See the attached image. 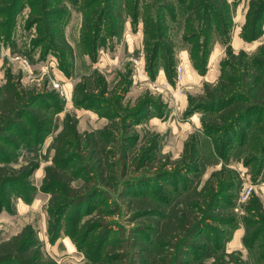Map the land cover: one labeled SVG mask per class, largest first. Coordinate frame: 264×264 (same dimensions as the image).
Listing matches in <instances>:
<instances>
[{
	"label": "rangeland",
	"instance_id": "rangeland-1",
	"mask_svg": "<svg viewBox=\"0 0 264 264\" xmlns=\"http://www.w3.org/2000/svg\"><path fill=\"white\" fill-rule=\"evenodd\" d=\"M29 1H25V6L30 5ZM35 1H37V5H41L43 0ZM169 1L174 4L178 3V0ZM224 1L228 18L224 19L223 10L219 6L220 15L223 18L219 26L222 28L225 20V28H218V31L211 30L210 40L205 44V47L203 45L198 46V51L196 46L200 43L203 44L205 31L203 30L202 21L198 19L188 21L189 15L186 8L184 12L181 11L175 20L170 19L168 21L166 26L168 33L164 39L161 37L162 30L156 27L154 37L146 36L144 21L140 20L138 25L132 23V17L128 13L127 7L125 10L122 9L120 17L117 15L119 26L116 27V33H113L109 28L112 22L108 12L109 9L105 3L85 9L83 7L85 0H80L79 6L73 4L71 0H64L68 7L67 14L63 18L58 20L55 18V20H57L56 23L64 25L65 31L74 13L80 15L82 25H84L83 17H86L88 11H95L96 9L98 14H104V27L106 30H103L101 39L96 43L97 58L86 61L91 64L96 63L97 70L101 71L108 81L109 93L105 97L112 106L109 113L98 107L78 106L75 103L74 91L71 94L70 91L66 90L63 82L56 75L58 71L53 70V68L50 71L49 68L51 56L57 59V68L69 78L75 76L76 70L80 73L84 67L89 65L83 58V54L86 53L87 39L85 42L82 41V26L79 49L76 53L74 50L73 59L68 58L65 60L63 57H57L52 50H49L51 39L49 31H46L47 17L43 14V11L41 24H33L29 27V17L24 23V35L31 36L32 34L29 46L25 48V51L17 49L23 47L26 43L18 39L19 36L15 37L14 35V31L19 24L18 19L24 10L17 14L10 38L5 35L4 30L0 27V84L5 81V73L13 69V73L20 74L23 77L24 82L21 80L24 85H30L40 93L43 91H56L59 95V99L55 101L47 100L36 103V109L43 111L48 117L47 126L42 130L41 135L36 136L37 125L27 123L26 132L29 133L25 137L29 140L28 143H21L19 147L13 149L11 146H6L7 144L0 142V146L5 147L8 152L5 154V164L22 167L32 161L39 163L38 169L34 170L28 182L30 186L35 188V192L33 189L23 186L21 188L10 187L8 192H4L0 185V232L3 236L9 238L17 235L25 225H32L37 232L44 255L52 257L58 264H140L137 248L141 246L144 250L147 249L146 253L150 250L148 254L151 259L156 256V247H158L157 232L151 230V224L159 216L140 215L141 213L137 212V208H139L142 201L149 203L150 206L158 205L159 202L151 196L153 194L157 196L156 189L161 191L163 188L169 191H179L181 189V186L179 188L175 186L176 181H162L163 177L160 176V173L164 170L175 171L177 169L173 162L181 157L185 142L192 133L199 134L201 146L208 163L216 162L215 160L219 156L214 152L216 148L215 138L208 136L203 131L202 120L208 117V113L204 110L190 113L188 109L189 96L201 95L206 82L217 81L221 73V62L230 60L228 52L239 53L245 51L248 55H252L264 43V23L262 24L261 36L255 40H247L251 31L244 29V26L251 0ZM148 3L152 7L151 13H154V18H156L158 16L156 0H141V17H145V6ZM115 5L123 8V0H117ZM38 7L40 6H30L28 15L34 13ZM115 14H117L116 11ZM3 19L4 16H0V24ZM139 29H141V36L136 37ZM193 35L196 36L193 37ZM127 38L131 44H128ZM35 43H38V45ZM161 47L163 48L161 49ZM91 48L93 49V46ZM152 49L155 51H151ZM203 49L205 51H201ZM34 51H37L38 54L37 56L34 55L36 63L38 61L44 62L46 63L44 66H47V69L40 68L37 70H42V74L39 75L32 67ZM152 54H154V58L151 66H149L147 60ZM76 57L78 68H76ZM24 58L29 60L30 65H26ZM202 58H207L204 71L199 68L203 65ZM60 61H63V63ZM180 63H183L185 67V78L181 87L177 89L175 87L176 70ZM140 65L147 73L148 77L146 79L140 80L136 77V68ZM71 67L73 73L68 75L66 71L70 70ZM208 72L209 80L204 81L201 76H206ZM216 75L218 77L214 79ZM80 79L81 75L79 76V74L74 77L75 85ZM54 81L59 82L64 87L67 93L66 96L62 95L61 90L54 88ZM165 81H168L172 88L168 89ZM91 95L100 98L98 90H93ZM148 107L149 110L145 111ZM68 113H73L80 119L79 129L82 132L102 129L116 123L109 128L115 137L113 138L112 147L114 149L113 160L117 164V183L115 188H109L97 182L95 180L97 178L96 171L88 161L87 156L81 152L76 167H79L83 173L72 184L73 189L76 191H74V195L79 197V193L85 188H82V185L85 183L86 178L89 179L90 177L93 179L90 187H93L92 192L96 194L89 196L83 202L77 203L78 208L73 206L64 217L59 234L51 239L49 230L50 215L48 212L51 193L42 188V183L45 167L52 163L54 155L51 146L53 138L61 130L63 120ZM113 115L119 117L115 120L109 118ZM124 116L125 119L122 118ZM243 146L239 141V137H235L233 147L229 150L227 158H225V161L229 163V169L234 171L232 175L238 187L237 190H231L230 193L234 196L227 204L230 211H233L236 219L242 224L244 218L249 216L248 207L251 199L258 196L264 200L262 190L264 159L261 161L263 157H260L259 161L249 160L250 162H248L246 159L247 152H245ZM166 161H171L168 167L164 166ZM259 163H262L260 168L258 167ZM221 166L222 161L218 164H210L206 169L204 168L203 182L213 171L219 170ZM191 176L193 177V174ZM157 177L159 180H157ZM251 183L254 185V192L247 202L241 203L244 213L236 212L234 208L238 204L240 192L243 191L246 185ZM33 193H35V199L32 202L26 201ZM128 193H133L134 198L132 199L134 201L132 205L128 202L131 199L124 197ZM173 206L168 205L165 208L169 211ZM181 207L186 208L187 205L181 203L179 208ZM186 211L190 217L194 216L192 208L188 207ZM77 212L81 214L79 218H76L75 214ZM76 219L77 223L70 222L71 220L76 222ZM163 219L162 224L166 222L167 218ZM87 220L91 222L88 227L85 226ZM94 229L97 230L94 231ZM211 229H214V226ZM239 234V231L236 232L233 243L239 240ZM201 237L203 245H207L212 241V237L207 233L202 234ZM167 249L165 264H175L174 259H170V256H176V251L173 248ZM230 249L231 247L228 246L227 251L231 252ZM245 250L244 248L243 253L246 257L248 252Z\"/></svg>",
	"mask_w": 264,
	"mask_h": 264
},
{
	"label": "trees",
	"instance_id": "trees-1",
	"mask_svg": "<svg viewBox=\"0 0 264 264\" xmlns=\"http://www.w3.org/2000/svg\"><path fill=\"white\" fill-rule=\"evenodd\" d=\"M25 1L0 0V16H4L0 27L8 38L12 35L17 14L25 7ZM29 2L31 7L40 6L37 12L35 11L36 13H31L29 16V27L42 23L43 11L47 17L46 31H49L51 39L49 50H52L57 57H63L64 60L73 59L74 48L66 38L65 27L56 23L58 19L67 14L68 7L64 0H43L41 5H37L35 0ZM71 2L79 6L80 0H71ZM116 2L117 0H85L83 7L87 9L105 3L112 22L109 28L113 33H116V27L119 26L117 15L120 17L122 9L125 10L127 7L132 23L138 25L140 20L144 21L146 36L154 37L156 27L162 30L161 37L164 39L168 33L166 29L168 21L175 20L186 8L189 15L188 21L195 19L202 21L205 31L203 44L196 46L198 51V46L205 47L210 40L211 30L218 31V28H225V20L228 18L224 0H178L177 4L169 0H156L158 4L156 5L158 14L156 18H154V13H151L152 7L149 3L145 6V17L142 18L141 0H123V8L117 7ZM219 6L223 10L225 19L222 28L219 26L223 19ZM104 18V14H98L96 9L88 11L86 17H83L81 37L84 42L87 39V44L85 43L87 47L84 45L85 51L93 59L97 58L96 43L101 39L103 30H106ZM263 23L264 0H251L244 26V29L251 31L247 40H255L261 36ZM35 44L38 45V43ZM158 49L161 51L160 48ZM228 55L230 60L221 62V73L217 81L206 82L201 95L189 96L190 113L200 110L208 113V117L202 120L203 131L215 138L214 152L219 156L215 155L217 156L216 162L208 163L199 134L192 133L185 142L181 157L173 162L177 169L175 171L164 170L160 173L163 177L162 181H176L175 186L177 188L181 186V189L179 191H169L166 188L162 191L156 189L157 196L154 194L151 196L159 202L158 205L150 206L149 203L142 201L137 208L140 215L159 216L154 221L155 223L151 224V230L157 232L156 256L151 259L148 254L150 250L146 253L147 249L144 250L142 246L138 247L137 255L140 264H165L167 248H173L176 251V256H170L175 264H264V200L258 196L251 199L248 207L249 216L243 220L245 227L243 244L248 252L247 257L241 250L227 251V243L233 238L240 222L227 204L234 196L230 193L231 190H237L238 187L232 175L234 171L229 169V163L225 161L229 150L233 147L235 137H239L240 143L244 145L248 162L249 160L259 161L260 157H263L261 161L264 159V43L252 55H248L245 51L239 53L230 51ZM153 58L154 54L147 60L149 66ZM202 59L203 65L199 68L204 71L207 58ZM60 62L63 63V61ZM72 67L66 71L68 75H72ZM21 79L20 74H14L8 70L5 73V82L0 84V142L13 149L19 147L21 143L29 142L25 137L29 133L26 132L27 123L37 125V137L47 126L48 117L43 111L36 109V103L59 99L56 91L37 92L35 88L25 86ZM93 90L100 92V98L92 97ZM108 93V81L105 75L97 69L88 75L81 76L80 81L74 87L75 103L78 106L98 107L106 110L107 113L112 108L105 97ZM117 102L119 103L118 100ZM146 110L148 111L149 107ZM117 117L119 116H109L113 120ZM115 124L112 123L98 130L82 132L79 129L77 115L66 114L61 130L53 138L51 146L54 155L52 163L45 167L42 183V188L51 193L48 206L51 239L59 234L62 221L69 210L73 206L78 208L77 203L96 194L92 192L93 187H90L93 179L88 177L89 179L86 178L82 185V188H85L79 193V197L74 195L75 190L72 184L83 173L79 167H76L81 152L87 156L96 171L95 180L109 188H115L117 164L113 160L114 149L112 147L115 137L109 128ZM6 153H8L6 148L0 146V185L4 192H8L10 187L21 188L22 186L34 191L35 188L28 182L34 170L38 169L39 163L32 161L22 167L10 166L4 163ZM221 161V168L213 171L203 182V174L207 166L218 164ZM170 163L171 161H166L164 166L168 167ZM261 164L259 163V168ZM157 180H159L158 177ZM132 194L124 195L126 199H131L128 200L131 205L134 201ZM34 199L35 193L26 201L32 202ZM181 203H185L187 207L179 208ZM168 205L174 206L167 211L165 207ZM188 207L193 209V217L187 213ZM75 215L79 218L81 214L77 212ZM165 217L166 222L162 224ZM70 222L75 224L77 219L76 222L72 220ZM90 224L91 222L87 220L85 226L88 227ZM213 226L214 229H211ZM204 233L212 237L211 243L207 245L201 243V236ZM0 264L58 263L52 257L44 255L36 230L28 224L17 235L9 238L0 232Z\"/></svg>",
	"mask_w": 264,
	"mask_h": 264
},
{
	"label": "crops",
	"instance_id": "crops-1",
	"mask_svg": "<svg viewBox=\"0 0 264 264\" xmlns=\"http://www.w3.org/2000/svg\"><path fill=\"white\" fill-rule=\"evenodd\" d=\"M24 11H22V14L21 16L19 17V24L18 26L16 27L15 31H14V35L15 37L16 36H19L18 39L22 40V42H25L26 44L23 45V47L21 48H17V49H22L23 51H25V48H27V46H29V43H30V40H31V36L29 35H24V23L25 21L27 20V17H29V12H30V5H27L24 7L23 9ZM78 24V26H76ZM81 26H82V19L80 17V15L78 13H74L73 16H72V20L70 21V23L68 24V26L66 27V31H65V35H66V38L68 40V42L72 45V47L74 48L75 50V53L77 52V49H79V45H80V30H81ZM140 28V27H139ZM141 29H139L136 33V37H140L141 36ZM130 36V35H128ZM127 42L128 44H131L130 43V40L127 38ZM28 54H30V52H28ZM34 55H38L37 54V51H34L33 52V59H34V62H33V65L32 67L34 68V70L36 71V73L39 75V74H42V70H39L37 71L38 69H47V66H44V62H37L36 63V58ZM83 58L85 60V62L87 63L88 61L86 60H91V57L90 55L87 53H84L83 54ZM32 58V56H31ZM77 59V57H76ZM89 64L88 66L84 67V69L79 73L77 70L75 72V76H77L79 74V76H83V75H86L88 73H90L93 69H97V66H96V63H87ZM98 65H100V63H98ZM16 66V65H15ZM50 68V71H52V68L53 70H57L58 73L56 74L63 82V86L66 88V90L70 91V93L72 94L73 91H74V87H75V80H74V77L73 78H69L67 77L66 75H64L59 68H56L55 66H52L50 65L49 66ZM76 68H78V59L76 60ZM46 71V70H45ZM12 73L14 72L13 69L11 71ZM21 73V72H20ZM16 74V73H14ZM202 78H204V81L205 80H209L208 77H209V72L208 74H206V76H201ZM218 75L215 76L214 79H217ZM23 78V77H21ZM23 80V79H22ZM5 82V81H4ZM24 82V80H23ZM25 86H30V85H25ZM68 88V89H67ZM194 122H196L195 119H193ZM81 124L80 122V119H79V125ZM239 231V240H236L235 243H233L234 239H235V235H236V232ZM245 234V227L242 223L239 224V227L235 230L234 234H233V238L231 239L230 242H228V246L231 247L230 251L232 250H242L244 251V244H243V236ZM227 246V247H228ZM247 251V250H245ZM247 253V252H246ZM247 257V256H246Z\"/></svg>",
	"mask_w": 264,
	"mask_h": 264
},
{
	"label": "built area",
	"instance_id": "built-area-1",
	"mask_svg": "<svg viewBox=\"0 0 264 264\" xmlns=\"http://www.w3.org/2000/svg\"><path fill=\"white\" fill-rule=\"evenodd\" d=\"M51 58L49 60L50 65L55 66L57 68L58 67L57 59L52 56ZM24 62L26 63V65H30L29 60L27 58H24ZM136 77L139 78L140 80L146 79L148 77L142 65L137 66ZM184 78H185V67L183 63H180L177 66V70H176V86L175 87L177 89L181 87ZM165 85L167 86L168 89L172 88V85L168 81H165ZM53 86L55 89L61 90L62 95L64 96L67 95L64 87L59 82L54 81ZM253 188H254V185L251 183L249 185H246L243 191L240 192L238 204L234 208L236 212L244 213V210L241 207V203H244L245 201L247 202L249 200L250 196L254 192ZM262 190L264 192V183L262 184Z\"/></svg>",
	"mask_w": 264,
	"mask_h": 264
}]
</instances>
